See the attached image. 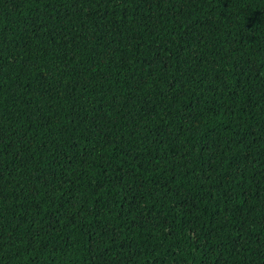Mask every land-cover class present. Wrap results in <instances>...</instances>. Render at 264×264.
Wrapping results in <instances>:
<instances>
[{
    "label": "trees",
    "instance_id": "trees-1",
    "mask_svg": "<svg viewBox=\"0 0 264 264\" xmlns=\"http://www.w3.org/2000/svg\"><path fill=\"white\" fill-rule=\"evenodd\" d=\"M0 264H264V0H0Z\"/></svg>",
    "mask_w": 264,
    "mask_h": 264
}]
</instances>
